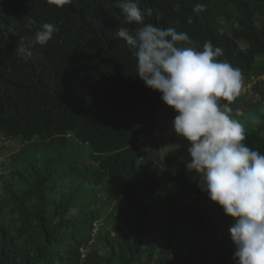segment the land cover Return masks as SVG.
<instances>
[{
	"label": "trees",
	"instance_id": "obj_1",
	"mask_svg": "<svg viewBox=\"0 0 264 264\" xmlns=\"http://www.w3.org/2000/svg\"><path fill=\"white\" fill-rule=\"evenodd\" d=\"M136 2L152 10L142 24L126 23L116 0H0V156L10 152L3 138L22 144L0 161V264H236L233 218L188 169V141L174 133L180 144L161 153V93L136 75L115 33L172 27L190 37L179 47L211 41L218 60L255 75L245 109L232 102L231 115L264 153V0ZM46 22L59 31L40 45ZM22 37L28 59L17 52ZM103 189L115 203L108 214Z\"/></svg>",
	"mask_w": 264,
	"mask_h": 264
},
{
	"label": "clouds",
	"instance_id": "obj_2",
	"mask_svg": "<svg viewBox=\"0 0 264 264\" xmlns=\"http://www.w3.org/2000/svg\"><path fill=\"white\" fill-rule=\"evenodd\" d=\"M116 6L128 24H142L145 14L152 15L150 8L142 12L136 0H116ZM204 7L197 3L193 11L199 13ZM58 31L55 24L46 22L36 32L35 42L46 45ZM115 35L133 51L136 75L147 87L161 93L162 101L178 113L168 120L171 129L167 133L172 130L189 142L188 169L203 175V190L233 218L229 231L236 264H264V153L246 145L245 128L231 115V103L242 90L241 70L218 60L222 50L211 41L205 42L203 51L179 47L190 37L172 27L146 24L135 33L120 27ZM17 52L25 59L32 56L23 37ZM248 92L251 87L244 94ZM221 100L227 102L221 104ZM12 140L3 138L2 145L7 147ZM2 156L0 161L8 159V152ZM100 227V222L96 223L93 240Z\"/></svg>",
	"mask_w": 264,
	"mask_h": 264
},
{
	"label": "rangeland",
	"instance_id": "obj_3",
	"mask_svg": "<svg viewBox=\"0 0 264 264\" xmlns=\"http://www.w3.org/2000/svg\"><path fill=\"white\" fill-rule=\"evenodd\" d=\"M259 66L261 65V61L258 60L256 63H255V66ZM244 75V74H243ZM242 75V90H241V94H243V96H238L237 99L234 101L235 105L237 107H239V109L241 110H244L245 107H246V103L249 102L248 99H244L246 96H244V91L247 89L249 91V83H247V80L245 79V77H243ZM264 76V75H263ZM167 114V108H166V104L163 102V104L160 106V121L157 125V128L155 130V141L156 143H158V146L160 147L161 149V153L164 155L166 153H170V152H173L176 150L178 143L175 139L172 138V130L169 133H167V131H170L171 128H169V123H168V118L166 116ZM174 131V130H173ZM21 142L20 140H12L11 142H8L7 143V149L10 151L8 152L11 153L12 151H17L20 147H21ZM151 147L152 144H147V145H143V147ZM7 151H4L1 155L2 158L5 157V155L7 154L6 153ZM5 159V158H4ZM2 159V160H4ZM5 169V168H4ZM112 192L110 191H106L105 189H103V192L100 194V197L101 198V201H100V206L103 207L104 209H106L105 213L108 214L109 211L111 210V208L113 207V204L112 201L110 202V196L112 195L111 194ZM174 195L176 196V191H173ZM163 226V222L161 224V227Z\"/></svg>",
	"mask_w": 264,
	"mask_h": 264
},
{
	"label": "built area",
	"instance_id": "obj_4",
	"mask_svg": "<svg viewBox=\"0 0 264 264\" xmlns=\"http://www.w3.org/2000/svg\"><path fill=\"white\" fill-rule=\"evenodd\" d=\"M256 81V77L255 76H253L252 77V81L251 82H249V89H250V87H251V84L253 83V82H255ZM98 228H99V225H97V227H96V230H95V233H94V236L96 235V231L98 230Z\"/></svg>",
	"mask_w": 264,
	"mask_h": 264
},
{
	"label": "snow or ice",
	"instance_id": "obj_5",
	"mask_svg": "<svg viewBox=\"0 0 264 264\" xmlns=\"http://www.w3.org/2000/svg\"><path fill=\"white\" fill-rule=\"evenodd\" d=\"M59 2H62V0H59Z\"/></svg>",
	"mask_w": 264,
	"mask_h": 264
}]
</instances>
